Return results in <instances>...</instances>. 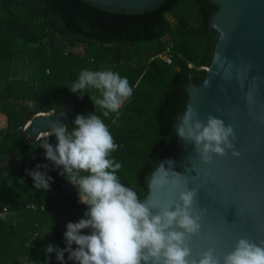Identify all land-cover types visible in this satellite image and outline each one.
I'll use <instances>...</instances> for the list:
<instances>
[{"label":"trees","instance_id":"trees-1","mask_svg":"<svg viewBox=\"0 0 264 264\" xmlns=\"http://www.w3.org/2000/svg\"><path fill=\"white\" fill-rule=\"evenodd\" d=\"M215 10L206 0H163L136 13L108 11L84 0H0V115L5 118L0 129V264H58L45 247L63 250L67 223L78 222L87 211L75 187L58 175L61 169L52 170L44 149L36 147L40 139L26 138L24 123L67 106L71 131L77 115L102 113L90 99L97 92L89 89L78 98L80 93L69 89L82 70H112L127 77L133 87L130 100L101 118L118 145L111 158L122 164L121 183L142 199L145 178L168 149L175 117L184 108L181 89L188 79L197 85L205 76L216 38L207 20ZM166 50L170 64L158 57ZM48 142L54 145L55 137ZM38 164H46L52 178L46 192L36 190L26 174ZM67 256L65 264H74Z\"/></svg>","mask_w":264,"mask_h":264},{"label":"clouds","instance_id":"clouds-1","mask_svg":"<svg viewBox=\"0 0 264 264\" xmlns=\"http://www.w3.org/2000/svg\"><path fill=\"white\" fill-rule=\"evenodd\" d=\"M69 89L80 93L78 98L89 89L97 92L99 95L88 96L103 117L117 113L133 94L127 77L112 70L84 69ZM101 115L95 111L77 115L71 131L67 125L54 122L43 131L36 146L44 149V158L54 165L52 170L61 169L58 175L75 187L79 202L87 208L78 222L67 223L65 248L48 244L46 255L55 253L58 264H65V253L74 264H264V240L254 242L246 237L238 239L226 254L217 255L209 248L192 258L189 241L200 233L201 219L207 211H194L198 189L188 190L185 185L174 202L162 204L155 192L182 175L161 165L149 178L148 199H140L117 175L122 164L111 154L118 145ZM176 133L194 145L204 164H210L213 156L221 158L229 152L233 157L241 155L234 146L232 124L225 126L222 119L212 115L201 123L191 106ZM49 137H55L54 145L48 142ZM47 171L46 164L26 170L36 190H49L52 178ZM82 230L89 234H81Z\"/></svg>","mask_w":264,"mask_h":264},{"label":"water","instance_id":"water-1","mask_svg":"<svg viewBox=\"0 0 264 264\" xmlns=\"http://www.w3.org/2000/svg\"><path fill=\"white\" fill-rule=\"evenodd\" d=\"M84 1L108 11L136 13L163 0ZM206 1L216 7L207 20L208 29L216 33L210 61L199 84L188 79L181 89L184 108L175 117L168 149L145 178L142 198L148 199L149 178L161 165L182 175L155 192L162 204L174 202L185 185L188 190L198 189L194 211H207L200 233L189 241L192 258L209 248L217 255L226 254L242 237L264 240V0ZM189 106L201 123L212 115L225 126L232 124L234 146L241 155L233 157L229 152L221 158L213 156L210 164L202 163L194 145L176 133ZM67 109L26 121V138L40 139L54 122L68 125Z\"/></svg>","mask_w":264,"mask_h":264},{"label":"rangeland","instance_id":"rangeland-1","mask_svg":"<svg viewBox=\"0 0 264 264\" xmlns=\"http://www.w3.org/2000/svg\"><path fill=\"white\" fill-rule=\"evenodd\" d=\"M15 73L17 74V76H20L22 74V70L21 68L17 67L15 69ZM47 114H51L50 112L47 113ZM3 117V116H2ZM5 127V123L3 122V118H0V129L4 128ZM79 202V200H78ZM7 215H2V218H5ZM7 219V218H6ZM17 218H14L13 221H15ZM9 220V219H7Z\"/></svg>","mask_w":264,"mask_h":264},{"label":"built area","instance_id":"built-area-1","mask_svg":"<svg viewBox=\"0 0 264 264\" xmlns=\"http://www.w3.org/2000/svg\"><path fill=\"white\" fill-rule=\"evenodd\" d=\"M158 57H159L164 63H166V64H170V58H169V56H168L167 50L164 51V52H162V53H160V54L158 55ZM77 201H78V196H77Z\"/></svg>","mask_w":264,"mask_h":264},{"label":"crops","instance_id":"crops-1","mask_svg":"<svg viewBox=\"0 0 264 264\" xmlns=\"http://www.w3.org/2000/svg\"><path fill=\"white\" fill-rule=\"evenodd\" d=\"M0 118H3V122L5 123V118H4V116L2 117V115H0Z\"/></svg>","mask_w":264,"mask_h":264}]
</instances>
